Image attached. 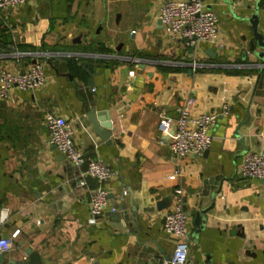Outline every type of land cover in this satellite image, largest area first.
Wrapping results in <instances>:
<instances>
[{
	"label": "crops",
	"instance_id": "1",
	"mask_svg": "<svg viewBox=\"0 0 264 264\" xmlns=\"http://www.w3.org/2000/svg\"><path fill=\"white\" fill-rule=\"evenodd\" d=\"M166 1L28 0L0 14V65L13 61L9 26L22 66L38 60L46 72L41 90L0 102V236L11 239L0 264L28 262L27 251L42 264H161L174 248L163 223L176 188L189 218L187 264H264V180L241 173L264 150V51L251 24L264 40V0H202L217 33L194 48L169 40ZM188 98L192 116L228 112L203 155L179 160L157 123ZM92 107L108 113L109 143L85 117ZM46 113L71 123L81 167L49 144ZM92 159L117 173L96 223L89 202L100 184H78Z\"/></svg>",
	"mask_w": 264,
	"mask_h": 264
},
{
	"label": "built area",
	"instance_id": "2",
	"mask_svg": "<svg viewBox=\"0 0 264 264\" xmlns=\"http://www.w3.org/2000/svg\"><path fill=\"white\" fill-rule=\"evenodd\" d=\"M28 0H0V14L15 11L26 5ZM159 20L170 41H181L185 46L194 48L197 43L209 42L216 38L217 18L213 12L206 9L202 0H168L160 8ZM8 29L12 35L11 53L13 61L0 65V102H7L11 92L35 93L41 90L46 82L44 64L38 60L21 64L23 52L18 50V36L14 27ZM193 99L180 101L176 115L168 117L159 114L157 126L168 137V150L174 159L187 156H201L209 148L211 130L216 125L218 117L228 112L224 105L220 113L206 112L197 116L191 115ZM44 126L49 134V144L53 146L65 160L75 168L85 163L74 145V130L65 118L46 113L43 118ZM241 173L249 179L264 180V150L248 154L241 166ZM96 180L100 187L90 198L89 210L93 222L96 223L108 205V190L104 186L117 176L108 164L99 160H88L85 171L79 172L78 184L85 186L84 177ZM172 206L164 215L163 232L174 244L173 252L161 264H187L189 260V245L187 240L189 218L185 212V194L182 188L173 192ZM115 209H111L113 212ZM18 232L12 234V238ZM11 239L0 237V256L9 251Z\"/></svg>",
	"mask_w": 264,
	"mask_h": 264
},
{
	"label": "water",
	"instance_id": "3",
	"mask_svg": "<svg viewBox=\"0 0 264 264\" xmlns=\"http://www.w3.org/2000/svg\"><path fill=\"white\" fill-rule=\"evenodd\" d=\"M252 30H253V37L256 41L257 47L261 50L264 51V40H263V35L258 31V21L257 18H253L252 22ZM208 54L212 57H214V53L209 50ZM260 57L264 59V54H260ZM191 73V71H189ZM89 74V73H88ZM91 85L92 80L90 81ZM85 117L88 122L91 123L93 131L99 138L104 141L109 143L111 134H112V125L111 122L109 121L108 113L105 111L98 110L96 107H92L90 109L85 110ZM203 214L205 212H202ZM198 220H202L201 216H197L196 218V223ZM1 237V236H0ZM5 238V236H3ZM29 256V261L28 262H23V263H16V264H42L41 260L37 255L31 254L30 252H26ZM1 256H0V261H1Z\"/></svg>",
	"mask_w": 264,
	"mask_h": 264
},
{
	"label": "trees",
	"instance_id": "4",
	"mask_svg": "<svg viewBox=\"0 0 264 264\" xmlns=\"http://www.w3.org/2000/svg\"><path fill=\"white\" fill-rule=\"evenodd\" d=\"M1 36H2V38L3 39H0V48L2 49V50H4L3 48H6V46H7V37L4 35V33L2 32V34H1ZM7 43V44H6Z\"/></svg>",
	"mask_w": 264,
	"mask_h": 264
}]
</instances>
